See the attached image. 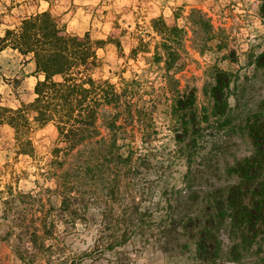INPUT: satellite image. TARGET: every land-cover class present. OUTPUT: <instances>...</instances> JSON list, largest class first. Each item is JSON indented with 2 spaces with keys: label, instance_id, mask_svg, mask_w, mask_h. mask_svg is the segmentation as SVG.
Returning <instances> with one entry per match:
<instances>
[{
  "label": "rangeland",
  "instance_id": "obj_1",
  "mask_svg": "<svg viewBox=\"0 0 264 264\" xmlns=\"http://www.w3.org/2000/svg\"><path fill=\"white\" fill-rule=\"evenodd\" d=\"M261 2L106 1L89 34L92 41H104L97 50L100 63L94 76L117 86L123 80L135 82L134 96L144 106L141 116L146 118L147 131L144 135L137 122L117 131L120 143H130L118 164L98 157L96 140L86 146L92 166L89 181L75 185L82 201L80 219L73 223V217L60 210L61 190L46 170L58 143L54 124L31 132L32 155L17 152L11 126L0 127V264H209L196 255L192 237L196 229L183 226L191 215L199 214L210 192L236 181L229 169L254 151L250 138L239 130V121L264 101V66L253 63L264 50ZM8 14L4 12L0 19ZM158 17L184 30L171 74L181 92L194 89L199 120L210 114L217 71L231 72L232 123L225 129L216 125L205 131L211 135L192 145L190 166L189 141H176L183 136L171 115L164 64L152 58L161 39L152 28V20ZM4 34L5 28L0 27V37ZM39 78L29 57L10 47L0 51L4 105L16 108L20 102H30ZM114 112L111 106L100 111L98 139L109 136L108 117ZM78 154L75 150L69 162L76 159L81 164L87 155ZM75 171L69 178L76 182ZM13 195L16 207L9 210L4 200ZM44 219L54 223L46 234L41 232ZM123 235L126 243L111 248ZM220 238L226 253L236 237L223 231ZM253 251L249 249L239 264H264L254 260Z\"/></svg>",
  "mask_w": 264,
  "mask_h": 264
},
{
  "label": "trees",
  "instance_id": "obj_2",
  "mask_svg": "<svg viewBox=\"0 0 264 264\" xmlns=\"http://www.w3.org/2000/svg\"><path fill=\"white\" fill-rule=\"evenodd\" d=\"M259 10L264 19V0ZM152 28L161 38L152 58L156 64H164V82L172 95L171 115L179 123L183 136L176 141H189L187 164L190 166L194 159L192 145L207 141L208 135H211L205 131L216 125L218 129H225L232 123L234 107L229 101L233 94L231 72L217 71L210 114L199 120L194 89L181 92L177 87L178 80L171 74L184 30L168 24L163 17L153 19ZM103 43V40L92 41L88 33L80 36L68 32L61 19L49 11L22 19L0 37V51L7 47L17 50L33 60L35 73L43 76L37 80L34 98L30 102H20L19 106L12 108L0 101V127L11 126L15 131L17 152L32 155L31 132L48 123L54 124L58 143L52 150V160L46 164V170L49 180H55L57 190H61L60 210L73 217V223L80 219L78 213L82 201L75 192V185L89 181L88 170L92 166L90 154L85 153L86 146L96 140L98 157L118 164L125 159L122 151L130 143H120L117 131L128 123L137 122L145 135L148 127L146 118L141 116L144 106L135 100L134 81L130 84L128 80H123L121 86H117L109 79L94 76L100 63L97 50L103 47ZM132 53H137V48L132 49ZM253 63L257 67L264 66V50L257 54ZM108 106L115 111L108 117L109 136L98 139L101 135L99 113ZM239 122V130L252 142L253 153L236 161L229 169L236 181L210 192L199 214L191 215L183 226L196 229L192 236L195 252L204 263L239 264L249 249L254 250L251 255L257 263L264 262V101ZM201 124L206 126L201 129ZM75 150L87 155L81 164L76 159L69 162ZM76 169L78 176L75 182L69 177ZM17 195L22 196L21 193ZM16 201V195L11 200H4L7 205L10 204L9 210L16 207ZM51 224L54 225L42 220L41 232L46 234ZM223 231H230L236 237L226 253L220 238ZM122 237L119 241L115 240L117 242L111 244V248L126 243L125 236Z\"/></svg>",
  "mask_w": 264,
  "mask_h": 264
},
{
  "label": "crops",
  "instance_id": "obj_3",
  "mask_svg": "<svg viewBox=\"0 0 264 264\" xmlns=\"http://www.w3.org/2000/svg\"><path fill=\"white\" fill-rule=\"evenodd\" d=\"M106 1L112 0H0V15L9 13L8 18L0 19V27L13 28L26 17L49 11L61 18L68 32L83 36L93 30L97 12Z\"/></svg>",
  "mask_w": 264,
  "mask_h": 264
}]
</instances>
